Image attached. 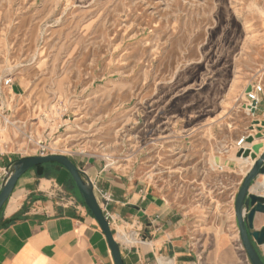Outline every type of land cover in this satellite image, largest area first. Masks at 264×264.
<instances>
[{"label": "rangeland", "instance_id": "rangeland-1", "mask_svg": "<svg viewBox=\"0 0 264 264\" xmlns=\"http://www.w3.org/2000/svg\"><path fill=\"white\" fill-rule=\"evenodd\" d=\"M4 78L1 151L42 138L192 197L256 135L264 0H0Z\"/></svg>", "mask_w": 264, "mask_h": 264}, {"label": "crops", "instance_id": "crops-1", "mask_svg": "<svg viewBox=\"0 0 264 264\" xmlns=\"http://www.w3.org/2000/svg\"><path fill=\"white\" fill-rule=\"evenodd\" d=\"M21 86L20 80L12 78L9 90ZM255 94L260 102L253 113L258 112L260 122L264 120V84ZM261 132L262 137L253 141L263 144L260 152L264 126ZM247 146L244 142L241 148ZM241 148L232 145L217 157L215 179L199 181L192 197L182 191H160L101 158L82 152L58 153L70 158L92 184L123 264H251L234 212L236 192L253 163L250 157L239 156ZM35 154L0 150V189L13 162ZM249 191L264 196V174L256 177ZM262 228L264 212H255L251 230ZM251 241L264 261V242ZM0 264H114L97 220L64 167L44 163L17 179L0 210Z\"/></svg>", "mask_w": 264, "mask_h": 264}, {"label": "water", "instance_id": "water-1", "mask_svg": "<svg viewBox=\"0 0 264 264\" xmlns=\"http://www.w3.org/2000/svg\"><path fill=\"white\" fill-rule=\"evenodd\" d=\"M257 122L260 123V126H257L258 133L255 137L248 135L245 138V142H247L249 146L239 150V156H243L244 158L250 157L253 163L236 192L234 198V212L241 244L246 252L248 260L251 264H264V261L258 255L251 241V239H254L258 243L264 242V228L256 231L251 230L255 212H264V196H258L249 191L256 177L259 174H264V150L260 152V148L263 147V144L261 142H253L254 138L262 137L261 128L264 126V120ZM259 152L260 154L257 156ZM49 162H55L67 170L78 193L83 198L85 205L97 220L106 238L114 264H123L119 244L114 239L109 223L98 204L92 184L84 179L83 172L65 154H35L16 159L12 164V170L9 171L0 189V210L11 194L17 179L23 172L37 165Z\"/></svg>", "mask_w": 264, "mask_h": 264}, {"label": "built area", "instance_id": "built-area-1", "mask_svg": "<svg viewBox=\"0 0 264 264\" xmlns=\"http://www.w3.org/2000/svg\"><path fill=\"white\" fill-rule=\"evenodd\" d=\"M12 85V80L10 78H4L2 80V82L0 83V96H1V87L5 86L7 88H10V86ZM256 89L255 86H251V89L249 90V92L247 93V109L248 111L254 112L256 110V108L258 107V104L260 102L259 97L256 96ZM4 111V106L1 105L0 102V113H3ZM245 138L246 136H242L240 137L237 141H236V146L238 147H243V144L245 142ZM37 150H38V154L40 155H44V154H49V153H53L54 151H52V148L49 144L46 143V140L44 139H39L36 142Z\"/></svg>", "mask_w": 264, "mask_h": 264}, {"label": "trees", "instance_id": "trees-1", "mask_svg": "<svg viewBox=\"0 0 264 264\" xmlns=\"http://www.w3.org/2000/svg\"><path fill=\"white\" fill-rule=\"evenodd\" d=\"M52 163L57 165V163H55V162H52ZM40 165H42V164H40ZM37 166H39V165H37ZM14 218H17V215Z\"/></svg>", "mask_w": 264, "mask_h": 264}, {"label": "bare ground", "instance_id": "bare-ground-1", "mask_svg": "<svg viewBox=\"0 0 264 264\" xmlns=\"http://www.w3.org/2000/svg\"><path fill=\"white\" fill-rule=\"evenodd\" d=\"M4 124V123H3ZM3 133V132H2Z\"/></svg>", "mask_w": 264, "mask_h": 264}]
</instances>
